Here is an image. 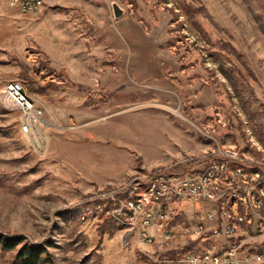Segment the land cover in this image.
Returning <instances> with one entry per match:
<instances>
[{
    "label": "rangeland",
    "instance_id": "obj_1",
    "mask_svg": "<svg viewBox=\"0 0 264 264\" xmlns=\"http://www.w3.org/2000/svg\"><path fill=\"white\" fill-rule=\"evenodd\" d=\"M15 80L42 109L37 133L1 106ZM228 154L264 175V0H46L26 12L0 0V235L47 249L41 264H156L187 249L199 237L188 215L166 238L113 209L159 168ZM250 240L264 254V233Z\"/></svg>",
    "mask_w": 264,
    "mask_h": 264
},
{
    "label": "built area",
    "instance_id": "obj_2",
    "mask_svg": "<svg viewBox=\"0 0 264 264\" xmlns=\"http://www.w3.org/2000/svg\"><path fill=\"white\" fill-rule=\"evenodd\" d=\"M8 2L26 12L40 8L46 0ZM6 86L4 102L20 110V123H26L29 133H37L42 109L34 103L32 115L22 116L25 101L20 84L15 80ZM222 157H237V164L220 165L217 158L209 160L207 164H217V172L212 177H204L207 164L181 172L159 168L146 175L149 183L155 184V191L140 192L134 202L120 200L113 209L119 220L129 210L127 217L131 222L143 213V225L166 238L172 235L176 218L190 217L188 227H193L199 237L187 249L177 251L173 256L157 255L156 264H249L251 260L263 259V252L247 247L246 242L264 233V216L261 214L264 175L251 170L252 165L235 154ZM225 171H232V179H225ZM255 174L259 177L256 178ZM207 199L215 204L214 208L200 207V201ZM188 207H192L190 214ZM144 235L148 234L144 232ZM148 237L149 241L154 240L150 235ZM225 237H232V245H225ZM203 240L210 241L211 247H201ZM215 249H224V257H216Z\"/></svg>",
    "mask_w": 264,
    "mask_h": 264
},
{
    "label": "trees",
    "instance_id": "obj_3",
    "mask_svg": "<svg viewBox=\"0 0 264 264\" xmlns=\"http://www.w3.org/2000/svg\"><path fill=\"white\" fill-rule=\"evenodd\" d=\"M16 249L17 252L9 264H41L45 260L52 262L47 249L41 245L24 242L22 237L0 235V255Z\"/></svg>",
    "mask_w": 264,
    "mask_h": 264
},
{
    "label": "bare ground",
    "instance_id": "obj_4",
    "mask_svg": "<svg viewBox=\"0 0 264 264\" xmlns=\"http://www.w3.org/2000/svg\"><path fill=\"white\" fill-rule=\"evenodd\" d=\"M18 84H20V86H21V95H22L23 101H25V107L21 108V115L22 116L32 115L34 102L29 97L27 90H26L25 86L22 84V82L18 81ZM5 94H7V86H5V90L3 91V95H2V99H1L2 108L13 109L12 107H9L7 103L4 102L3 97ZM29 111L31 113H29ZM20 125H21V128L23 131L29 132V130H27L26 123H20ZM227 158L225 159L226 161L222 160V159L217 160V164L231 165L229 163V160H227ZM229 159L231 160V158H229ZM217 164H208L206 167H204V177H212V174L217 172ZM148 179H149V177H148ZM225 179H232V171H225ZM148 184H149L148 191H155V184L154 183H148ZM261 214H262V216H264V192H261ZM225 245H232V237H225ZM215 256L216 257H224V249L215 250Z\"/></svg>",
    "mask_w": 264,
    "mask_h": 264
},
{
    "label": "water",
    "instance_id": "obj_5",
    "mask_svg": "<svg viewBox=\"0 0 264 264\" xmlns=\"http://www.w3.org/2000/svg\"><path fill=\"white\" fill-rule=\"evenodd\" d=\"M113 9L116 17H120L124 13L123 8H121L118 3H113Z\"/></svg>",
    "mask_w": 264,
    "mask_h": 264
}]
</instances>
